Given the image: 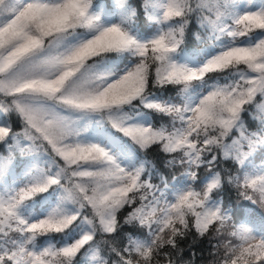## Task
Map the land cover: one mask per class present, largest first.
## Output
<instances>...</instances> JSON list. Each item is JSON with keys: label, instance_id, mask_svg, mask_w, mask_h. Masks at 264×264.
<instances>
[{"label": "snow or ice", "instance_id": "6c2138e0", "mask_svg": "<svg viewBox=\"0 0 264 264\" xmlns=\"http://www.w3.org/2000/svg\"><path fill=\"white\" fill-rule=\"evenodd\" d=\"M205 241L264 264V0H0V264Z\"/></svg>", "mask_w": 264, "mask_h": 264}, {"label": "trees", "instance_id": "16d2710c", "mask_svg": "<svg viewBox=\"0 0 264 264\" xmlns=\"http://www.w3.org/2000/svg\"><path fill=\"white\" fill-rule=\"evenodd\" d=\"M246 119H248V118L246 117ZM248 123H249L250 127H252V128L255 127V125L253 124V122L251 120H248ZM149 155H150V158H153V159L156 160L157 166L161 167V170H163V167H162V164H161V158L157 157L154 153H150ZM257 162H259V159H258ZM190 242H191L190 240L189 241H185L182 244V247L187 249L188 244ZM194 250L197 252L196 264H206V259L208 258V251H209V248L207 246V242L206 241L205 242H201L199 247L195 248ZM201 256L204 257L205 259L202 260ZM185 259H191L190 255L188 254L187 251L185 252Z\"/></svg>", "mask_w": 264, "mask_h": 264}]
</instances>
